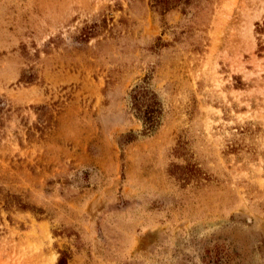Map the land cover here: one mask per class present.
Returning <instances> with one entry per match:
<instances>
[{
    "label": "rangeland",
    "instance_id": "rangeland-1",
    "mask_svg": "<svg viewBox=\"0 0 264 264\" xmlns=\"http://www.w3.org/2000/svg\"><path fill=\"white\" fill-rule=\"evenodd\" d=\"M61 252L264 264V0H0V264Z\"/></svg>",
    "mask_w": 264,
    "mask_h": 264
},
{
    "label": "trees",
    "instance_id": "trees-1",
    "mask_svg": "<svg viewBox=\"0 0 264 264\" xmlns=\"http://www.w3.org/2000/svg\"><path fill=\"white\" fill-rule=\"evenodd\" d=\"M137 90L138 89L134 90V95L132 97L134 99V103L135 102L137 103V99H138L137 98V92H139V90L138 91ZM141 90H143V89H141ZM136 103H135V106L137 105ZM144 113H147V111H144ZM144 121H145L144 123H146V125L149 128L153 127L155 125V123H156L155 118H153L151 116V114H145L144 115ZM67 258H68L67 253L66 252H61V255H60L59 259H58L57 264H67Z\"/></svg>",
    "mask_w": 264,
    "mask_h": 264
}]
</instances>
